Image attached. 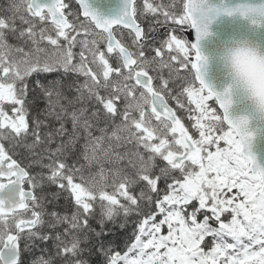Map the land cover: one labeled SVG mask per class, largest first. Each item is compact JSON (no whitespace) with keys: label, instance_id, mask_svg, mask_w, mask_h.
Instances as JSON below:
<instances>
[{"label":"snow or ice","instance_id":"1","mask_svg":"<svg viewBox=\"0 0 264 264\" xmlns=\"http://www.w3.org/2000/svg\"><path fill=\"white\" fill-rule=\"evenodd\" d=\"M254 11L7 0L0 264H264V133L201 51L218 18Z\"/></svg>","mask_w":264,"mask_h":264},{"label":"clouds","instance_id":"2","mask_svg":"<svg viewBox=\"0 0 264 264\" xmlns=\"http://www.w3.org/2000/svg\"><path fill=\"white\" fill-rule=\"evenodd\" d=\"M244 5L256 8L249 12L250 29H259L264 25V0L249 4L248 0H219L217 6ZM255 21V27L252 21ZM212 33V32H211ZM212 33L207 39L214 38ZM208 57V62L214 60L221 69L224 81L223 88L231 90L232 104L237 115L254 129L264 133V45L253 40L251 36L234 33L224 38L214 57Z\"/></svg>","mask_w":264,"mask_h":264},{"label":"water","instance_id":"3","mask_svg":"<svg viewBox=\"0 0 264 264\" xmlns=\"http://www.w3.org/2000/svg\"><path fill=\"white\" fill-rule=\"evenodd\" d=\"M209 3L218 5L219 0H209ZM210 31L215 34V37L201 42V51L206 56L214 57L221 41L234 33L249 35L253 40H256L264 45V28L252 30L250 29L247 21L241 20L238 17L231 19L227 17L218 18L210 26ZM206 79L218 90L222 89L223 84L225 83L223 73L214 60L210 61L208 65ZM256 150L261 154V156H264V139L260 140Z\"/></svg>","mask_w":264,"mask_h":264},{"label":"trees","instance_id":"4","mask_svg":"<svg viewBox=\"0 0 264 264\" xmlns=\"http://www.w3.org/2000/svg\"><path fill=\"white\" fill-rule=\"evenodd\" d=\"M56 207L58 209H66L68 207L66 201H64L63 199L58 203L56 204ZM30 261H31V257H29V264H30Z\"/></svg>","mask_w":264,"mask_h":264},{"label":"flooded vegetation","instance_id":"5","mask_svg":"<svg viewBox=\"0 0 264 264\" xmlns=\"http://www.w3.org/2000/svg\"><path fill=\"white\" fill-rule=\"evenodd\" d=\"M6 3H7V0H0V7L4 6Z\"/></svg>","mask_w":264,"mask_h":264},{"label":"rangeland","instance_id":"6","mask_svg":"<svg viewBox=\"0 0 264 264\" xmlns=\"http://www.w3.org/2000/svg\"><path fill=\"white\" fill-rule=\"evenodd\" d=\"M184 101H185V103H187L186 97L184 98ZM173 103H174V102H173ZM209 103H212V102H209Z\"/></svg>","mask_w":264,"mask_h":264}]
</instances>
